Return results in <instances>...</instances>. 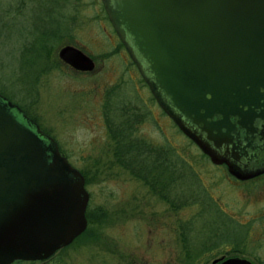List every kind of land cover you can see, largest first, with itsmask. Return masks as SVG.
<instances>
[{"label": "rangeland", "instance_id": "1", "mask_svg": "<svg viewBox=\"0 0 264 264\" xmlns=\"http://www.w3.org/2000/svg\"><path fill=\"white\" fill-rule=\"evenodd\" d=\"M58 1L62 23L51 17L47 28L58 26L61 35L52 36L49 56L39 57L32 70L26 53L21 60L18 53L23 41L35 36L26 32L34 2L0 0V23L6 18L25 28L22 33L12 30L15 26L2 30L0 45H6L0 46V92L27 108L68 161L84 172L90 196L87 227L49 259L11 264H162L181 250L171 229L185 221L199 234L205 231L204 239L207 232L211 235L206 238L212 247L206 264L231 256L264 264V175L238 181L179 130L135 70L101 0ZM65 46L89 56L93 69L77 70L66 63L59 55ZM28 79L32 84L27 90ZM126 120L129 126H124ZM113 122L120 130L128 128L132 137L144 138L157 162L146 160L149 153L145 165L139 157L133 176L124 157L120 161L114 155L121 149L112 139L117 133ZM170 156L177 160V181L169 183L163 171L160 183L151 177L149 184L144 177L157 174Z\"/></svg>", "mask_w": 264, "mask_h": 264}, {"label": "water", "instance_id": "2", "mask_svg": "<svg viewBox=\"0 0 264 264\" xmlns=\"http://www.w3.org/2000/svg\"><path fill=\"white\" fill-rule=\"evenodd\" d=\"M160 107L214 164L245 180L264 172V0H102ZM60 57L93 60L73 46ZM256 120V121H255ZM264 133V132H263ZM82 173L53 137L0 94V264L42 260L86 226ZM251 264L240 257L212 264Z\"/></svg>", "mask_w": 264, "mask_h": 264}, {"label": "trees", "instance_id": "3", "mask_svg": "<svg viewBox=\"0 0 264 264\" xmlns=\"http://www.w3.org/2000/svg\"><path fill=\"white\" fill-rule=\"evenodd\" d=\"M50 1V2H48ZM56 1V2H53ZM30 2H34V5H31L32 7V17L33 21H32V25L31 28L28 30H26V32L28 34H34L35 36L29 40L23 41L24 42V46L23 48L19 51L18 55H19V59L21 60L23 55L26 53L27 57L26 60L29 61L30 63V68L32 70H34L36 67L35 65L37 64V60L39 59V57L42 56V58H45V56H49V53L51 51V48H49V44L50 46L53 45L54 41H52L51 39H53L56 36L61 35V29L60 27H56L53 31H50L47 28V24L49 23H53L51 20V17L54 18V20L57 21L58 25H60V23H62L60 21V2L58 0H30ZM42 3L43 6H42ZM27 8V7H26ZM1 11V10H0ZM4 11V10H2ZM7 11H4V14ZM3 17H6L3 15ZM40 18L41 21L45 22L42 25L40 24ZM43 19V20H42ZM3 20V19H2ZM18 21V20H17ZM18 22L16 21H8L6 18L3 21V23H0V37H1V33L2 30L5 27H10V26H15L12 30L17 31V32H21L25 29L22 26H19L17 24ZM18 25V26H17ZM54 25V24H53ZM45 28L43 30L40 31V33H37V31H33L32 32V28ZM19 27V29H18ZM24 32V31H23ZM52 36H54L52 38ZM50 40V41H49ZM3 42V41H1ZM22 42V43H23ZM2 46L6 45V42L1 44ZM0 45V46H1ZM18 48V47H17ZM2 50V49H1ZM12 55V52H11ZM30 74V73H29ZM19 82H21L22 84L24 83L22 80H19ZM25 84V83H24ZM32 83H29V79H28V85H27V90L30 87ZM1 91V90H0ZM26 91V89H25ZM2 93V92H1ZM22 107V106H21ZM25 112L27 114H29L27 108L22 107ZM32 118H34L32 116ZM35 119V118H34ZM130 121L126 120L124 121V126H129L131 123H129ZM121 124V123H120ZM122 127L121 130L119 129V127L117 126V122H113L111 127H114L117 129V133L112 134L110 136H112V139L115 141V144L120 147V151H117L114 153V155L116 156V160H120L126 163L127 166V170L130 171V173L133 176H137V174H135V171L137 170L138 166H140L141 163V159L139 160V157H143V162L145 165V161H152L153 162H157L156 156L154 154V159L152 158V153L150 152V150L147 147V144L145 143V139L143 138H135L131 136L130 130L126 127ZM149 153V157L148 154ZM169 154V153H168ZM148 157V158H147ZM147 158V159H146ZM146 159V160H145ZM161 159V158H160ZM158 159V160H160ZM122 162V163H123ZM162 165V164H161ZM177 165V160L175 158H173L172 156L167 157V160L164 161V169L163 166L159 168V172L157 174H153V176H151L152 174L148 173V176H145L144 178L148 181L152 178H158L155 181H160L162 180V172L164 171V173H166L167 175V180H169V183L173 184V182L177 181V177L174 174V170L175 167ZM143 168H145V166L141 165ZM153 170L156 172L158 171V168L155 167L153 168ZM139 171V170H138ZM82 174L85 176L84 172L81 171ZM149 182V181H148ZM150 184V182H149ZM156 188H158V184H155ZM178 222V221H176ZM173 232H175V239L177 241H180L181 245V250L178 252H175V254L173 253V255L171 257L168 258V261H166L165 263L162 264H206V262L208 261L209 257H211V255H209L212 247L210 245V243L207 240L210 239H206L207 237L210 238L211 235L207 232V237L204 239L203 238V233L205 231H203L202 233L199 234L198 231H196V226H194L193 223H188L187 221H185L184 223H175V225L172 227L171 229ZM213 239L214 237V233L212 235ZM204 255H206L204 257V260H201V257H203ZM209 255V256H208Z\"/></svg>", "mask_w": 264, "mask_h": 264}, {"label": "flooded vegetation", "instance_id": "4", "mask_svg": "<svg viewBox=\"0 0 264 264\" xmlns=\"http://www.w3.org/2000/svg\"><path fill=\"white\" fill-rule=\"evenodd\" d=\"M135 68V67H134ZM135 70L137 71V73H138V70H137V68H135ZM142 81H143V79H142ZM143 83H145L144 81H143ZM145 85L147 86V84L145 83ZM149 88V87H148ZM150 90V89H149ZM131 92V91H130ZM151 92V91H150ZM132 94V93H131ZM152 94V93H151ZM263 108H264V105H263ZM162 111H163V109H161ZM125 112H126V114L127 113H129L127 116H132V113H131V110H128L127 108H125ZM164 112V111H163ZM264 112V111H263ZM165 113V112H164ZM166 114V113H165ZM167 115V114H166ZM168 116V115H167ZM169 117V116H168ZM262 121L259 123V124H255L254 125V127H255V130H256V133H254L253 134V138H254V140H255V142H256V145H258L260 148H256V150H257V152H258V154H259V156L261 155L263 158H264V118L263 119H261ZM256 121V120H255ZM225 166H226V168H227V165L226 164H224ZM231 175V174H230ZM260 175H264V172L263 173H260ZM260 175H258V176H260ZM231 176H233V175H231ZM258 176H255V177H253V178H256V177H258ZM234 178H236L235 176H233ZM253 178H250V179H246V180H240V179H238V178H236L238 181H249V180H251V179H253ZM18 261V260H17Z\"/></svg>", "mask_w": 264, "mask_h": 264}]
</instances>
